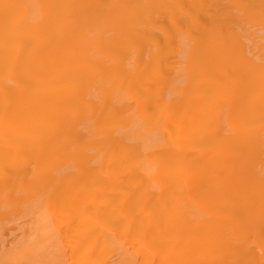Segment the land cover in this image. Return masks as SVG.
I'll return each instance as SVG.
<instances>
[{
  "label": "bare ground",
  "instance_id": "obj_1",
  "mask_svg": "<svg viewBox=\"0 0 264 264\" xmlns=\"http://www.w3.org/2000/svg\"><path fill=\"white\" fill-rule=\"evenodd\" d=\"M42 197L66 264H264V0H0V223Z\"/></svg>",
  "mask_w": 264,
  "mask_h": 264
},
{
  "label": "rangeland",
  "instance_id": "obj_2",
  "mask_svg": "<svg viewBox=\"0 0 264 264\" xmlns=\"http://www.w3.org/2000/svg\"><path fill=\"white\" fill-rule=\"evenodd\" d=\"M185 77L186 73L183 72L176 85L178 86L182 81H185ZM123 86L116 87L117 99L124 102V110L131 112L133 117L128 116L130 119L129 125H120V127L130 126L128 133L132 131L144 132L147 137H150L149 132L159 134L155 127L147 123L144 115L139 111L134 92H128L122 88ZM103 87L106 90L115 88L110 79L106 80ZM49 94H53L52 88L49 90ZM86 126H91V124L89 123ZM133 126L138 127L133 129ZM159 131L163 132L161 128H159ZM150 138H154V136ZM138 174L139 179H143L144 172L140 171ZM6 209L7 211L4 212L5 219H2L0 223V259L3 263H7V260L15 257L18 261L16 264H38L40 258H46L49 264L55 263L58 259H63L61 263L66 264V255L70 253L65 252V255H61L52 244L53 242H59L62 246L59 236L55 235L49 237L51 239H47L39 227L40 222L44 220L49 225V232L55 231L53 220L56 215L51 213L46 197L35 198L30 202L20 201L15 208ZM45 243L46 246H44ZM30 246L33 249H27ZM115 256H117L116 253L106 259L95 260L92 264H112ZM140 263L141 258L138 257L134 264Z\"/></svg>",
  "mask_w": 264,
  "mask_h": 264
}]
</instances>
